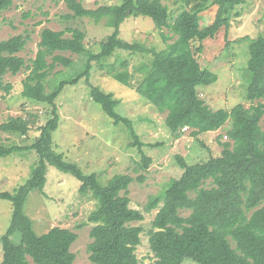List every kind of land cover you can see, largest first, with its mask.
<instances>
[{"label": "trees", "instance_id": "16d2710c", "mask_svg": "<svg viewBox=\"0 0 264 264\" xmlns=\"http://www.w3.org/2000/svg\"><path fill=\"white\" fill-rule=\"evenodd\" d=\"M15 1L0 0V15L10 10ZM66 2L74 13L67 19L110 18L114 32L102 41L100 53L87 50L86 34L77 28L44 29L39 51L28 66L19 53L29 42V34L0 39V89L10 91L12 86L4 84V77L26 69L29 74L23 81L22 96L52 106L50 119L39 128V136L30 148L39 157L34 172L14 193L0 194L1 199L12 204L11 223L1 239L2 264H29L28 258L35 264H74L75 255L70 249L78 235L59 227L37 235L32 219L25 214L29 194L44 192L48 166L74 175L81 182L80 192L90 191L99 201L97 211L89 218L94 225L90 232L93 241L88 245L91 262L141 264L136 251L143 230L132 224L143 221L144 215L130 207L129 188L133 177L116 175L103 184L95 174L85 176L77 165L67 162L55 151L53 142L60 121L57 99L67 87L81 79L86 78L89 83L94 66L106 70L121 85H129L126 61L118 60L119 67L117 63L102 64V60L117 50L153 57L151 66H142L144 78L136 93L159 113H171V129L177 139L185 128H191L194 138L225 129L230 140L220 143L223 149L219 155L195 165H188L183 157L177 156L183 174L171 179L168 188L152 196L146 206L147 212L159 209L149 236L155 259L151 264H183L185 260L196 264H264V33L256 38L246 36L233 41L245 44L249 51L245 73L250 80L249 108L238 104L231 110L214 111L200 98L199 88L215 84L218 78L211 71L202 70L196 59V53L202 52L203 47L193 49L194 42L214 39L221 30L228 35L233 17L238 16L234 11L243 0H174L181 10L171 22L161 0H123L120 6H103L97 10H87L76 0ZM213 6L217 8L215 20L203 27L201 15ZM132 16L151 18L157 30L169 29L176 40L163 51L123 41L119 29ZM68 33L70 37L66 36ZM65 53L87 56L86 71L47 91V85L56 82L52 73L57 65L70 67L73 64ZM91 97L115 125L124 124L135 138L131 145L139 146L142 157L135 172L148 171L153 161L143 152L132 121L116 111L121 101L97 86H92ZM33 129L35 121L21 117H12L0 126L1 131L23 136ZM20 151L23 148L0 145V157ZM138 181L144 182L145 176L141 174ZM184 210L190 211L188 217L180 214ZM17 236L18 242L15 241Z\"/></svg>", "mask_w": 264, "mask_h": 264}, {"label": "rangeland", "instance_id": "374dc122", "mask_svg": "<svg viewBox=\"0 0 264 264\" xmlns=\"http://www.w3.org/2000/svg\"><path fill=\"white\" fill-rule=\"evenodd\" d=\"M76 1L87 10L123 4V0ZM161 2L167 7L171 22L181 6L175 5L174 0ZM216 12L217 8L214 6L205 11L201 15V25H210L215 20ZM234 13L238 16L233 17L228 35L221 30L214 39L193 43L195 51L198 47H203L202 52L196 53L202 70H209L218 78L215 84L199 88L200 98L214 111L231 110L238 104L250 107L247 100L250 80L245 75L249 51L245 44H235L233 41L246 36L256 38L264 33V0H243ZM72 14L74 13L66 0H16L10 10L0 15V39L7 40L20 34H29V42L19 53L28 66L39 51L41 32L44 29L62 31L68 27L77 28L86 34L84 45L87 50L94 54L100 53L102 41L114 32L110 18H66ZM119 31L123 41L140 43L157 51L165 50L177 38L169 29L157 30L151 18L142 16L127 18ZM66 36L70 37L71 34ZM65 56L71 58L73 64L70 67L57 65L52 73L56 82H50L47 91H51L61 81H71L86 71L87 56L71 53H65ZM118 60L128 63V86L121 85L106 70L102 71L94 66L89 83L83 78L61 93L56 101L60 121L58 130L53 134L54 149L67 162L77 165L83 175L95 174L103 184L116 175L129 174L133 177L134 181L129 188L130 207L144 215L143 221L132 224L143 230L136 254L141 264H151L155 259L150 249L149 236L159 209L147 212L146 206L152 196H158L168 188L171 179L180 178L183 174L177 156L183 157L188 165H195L219 155L223 149L220 143L230 140L225 129L194 138L191 128L184 129L182 136L177 139L171 129V113H159L136 93L144 78L142 66H151L153 57L117 50L111 57L102 60V64L108 66L119 62ZM48 61L51 63L52 59L49 58ZM28 74L29 71L24 69L17 75H6L4 84L12 87L8 92L0 89V126L12 117L35 121V129L28 135L0 130V145L23 148V151L0 157V194L14 193L34 172L39 157L30 148L39 136V128L52 115L51 105L32 102L22 96L23 81ZM92 86L112 93L121 101L116 111L132 121L133 129L143 144V152L153 161L148 171H141L139 174L135 172L137 162L142 158L139 146L136 143L131 145L135 138L124 124L115 125L102 107L92 100ZM220 136L222 139H219ZM141 174L145 176L144 182L138 181ZM80 187L81 182L74 175L48 166L44 192H31L24 210L32 219L37 235H43L55 227L77 234L78 239L70 249L75 255L74 264H93L88 245L93 241L90 232L94 225L89 218L97 211L99 201L90 191L81 193ZM180 214L188 217L190 211L184 210ZM11 219L12 204L0 198V264L3 261L1 239L10 226ZM15 241H19V236ZM28 260L29 264H35L31 258ZM183 264L196 263L185 260Z\"/></svg>", "mask_w": 264, "mask_h": 264}, {"label": "built area", "instance_id": "2783aa9c", "mask_svg": "<svg viewBox=\"0 0 264 264\" xmlns=\"http://www.w3.org/2000/svg\"><path fill=\"white\" fill-rule=\"evenodd\" d=\"M186 129V128H185Z\"/></svg>", "mask_w": 264, "mask_h": 264}]
</instances>
